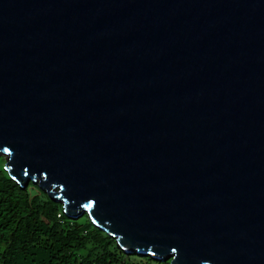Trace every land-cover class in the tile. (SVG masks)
Returning <instances> with one entry per match:
<instances>
[{
  "label": "water",
  "instance_id": "obj_1",
  "mask_svg": "<svg viewBox=\"0 0 264 264\" xmlns=\"http://www.w3.org/2000/svg\"><path fill=\"white\" fill-rule=\"evenodd\" d=\"M0 156L128 255L264 264V0H0Z\"/></svg>",
  "mask_w": 264,
  "mask_h": 264
},
{
  "label": "trees",
  "instance_id": "obj_2",
  "mask_svg": "<svg viewBox=\"0 0 264 264\" xmlns=\"http://www.w3.org/2000/svg\"><path fill=\"white\" fill-rule=\"evenodd\" d=\"M170 263L124 253L86 214L70 219L62 204L33 183L20 188L0 165V264Z\"/></svg>",
  "mask_w": 264,
  "mask_h": 264
},
{
  "label": "rangeland",
  "instance_id": "obj_3",
  "mask_svg": "<svg viewBox=\"0 0 264 264\" xmlns=\"http://www.w3.org/2000/svg\"><path fill=\"white\" fill-rule=\"evenodd\" d=\"M0 157H1V158H3V156H0ZM2 160H3V159H2ZM4 163H5V161H4V160H3V162H2V163L0 162V165L2 166V168H3V166H5V164H4ZM36 183H39V182H36ZM37 186H38V185H37ZM45 192H47V190H46ZM81 217H82V216H81Z\"/></svg>",
  "mask_w": 264,
  "mask_h": 264
},
{
  "label": "clouds",
  "instance_id": "obj_4",
  "mask_svg": "<svg viewBox=\"0 0 264 264\" xmlns=\"http://www.w3.org/2000/svg\"><path fill=\"white\" fill-rule=\"evenodd\" d=\"M66 214V213H65ZM124 252V251H123ZM150 257V256H149Z\"/></svg>",
  "mask_w": 264,
  "mask_h": 264
},
{
  "label": "bare ground",
  "instance_id": "obj_5",
  "mask_svg": "<svg viewBox=\"0 0 264 264\" xmlns=\"http://www.w3.org/2000/svg\"><path fill=\"white\" fill-rule=\"evenodd\" d=\"M38 182V181H37Z\"/></svg>",
  "mask_w": 264,
  "mask_h": 264
}]
</instances>
